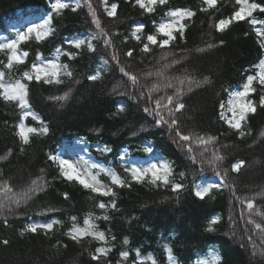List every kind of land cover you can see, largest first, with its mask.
<instances>
[{"label":"trees","instance_id":"16d2710c","mask_svg":"<svg viewBox=\"0 0 264 264\" xmlns=\"http://www.w3.org/2000/svg\"><path fill=\"white\" fill-rule=\"evenodd\" d=\"M51 2L54 0H0V33H9L12 21L52 17L46 37L37 40L32 34L20 44L28 53L24 62H13L9 68L10 50L0 51V72L9 81L28 85L31 110L49 128L46 135L32 134L24 144L17 135L19 124L40 125L31 117L24 120L18 102L0 96V264H97L91 255L102 246L111 251L99 264H137L139 260L143 264H196L210 251L217 257L216 264H264V85L255 81V92L248 97L256 112L243 122L245 136L233 130L223 116L230 92L256 74L255 66L264 59V13H254L259 21L255 26L249 18L220 32L215 25L238 9L235 0H218L217 7L208 12L201 11L202 0H169L151 15L134 6L135 0L69 2L59 13L51 9ZM255 2L264 4V0ZM113 3L118 5L117 14L109 17L107 11ZM177 7L196 13L185 21L184 38L177 34L171 48L157 45L142 51L156 24ZM141 23L145 28L137 41L131 32ZM101 29L107 37L100 34ZM94 34L96 39H92ZM108 38L111 44L106 43ZM77 39H85L79 49ZM89 42L94 50L87 47ZM128 50L133 51L131 58L126 56ZM169 52L172 55L162 59ZM113 55L119 57V64ZM52 57L67 65L72 75L67 76L62 68L59 84L23 80L33 65ZM176 60L179 63H173ZM120 67L137 75L138 82L133 85ZM98 71L100 78L90 81L88 76ZM169 83L172 87L166 86ZM156 85L159 89L149 96ZM178 90L182 96L176 94ZM65 94L66 100L50 99ZM167 96L175 97L173 108L178 103L185 105L174 113L177 123L172 128L157 126L156 117L144 111L154 108L157 99L166 103ZM161 115L169 123L173 119L165 108ZM185 135L190 137L188 141L181 139ZM209 137L215 139L201 142ZM77 139H83L80 142L89 146L90 155L99 162L92 164L130 183V187L114 189L118 210H100L98 202L107 203L110 198L99 197L75 179L65 178L50 159ZM148 145L170 165L168 185H153L151 177L143 184L131 180V159L147 157L143 148ZM104 146L111 151H103ZM217 155L222 159L209 163ZM237 161H243L238 172L232 167ZM91 171L95 175L99 169ZM217 172L224 177V186L213 188L204 199L197 198L198 183ZM97 179L111 185L107 173L99 172ZM172 184L185 188L176 193ZM6 187L12 191L6 192ZM22 193L28 194L27 199L16 204L12 197ZM245 198H254L252 209ZM50 208L55 211H48ZM89 214L98 230L105 232L107 243L91 236L76 242L67 236L74 224L84 227ZM104 214L110 219H95ZM213 219L217 223L210 224ZM53 220L59 223L51 231L25 230L28 223ZM124 251L129 252L127 259L122 256Z\"/></svg>","mask_w":264,"mask_h":264},{"label":"snow or ice","instance_id":"6c2138e0","mask_svg":"<svg viewBox=\"0 0 264 264\" xmlns=\"http://www.w3.org/2000/svg\"><path fill=\"white\" fill-rule=\"evenodd\" d=\"M236 4L239 5L238 9L234 11V13L229 16L228 18L219 20L218 24L215 25L216 29L220 32H224L229 26H231L234 22H242L245 20L250 19V23L252 25H256L259 23V21L254 16V13L257 11L264 13V4H260L255 2V0H235ZM169 0H135L134 6H138L140 9L143 10L146 14H154L157 11V7L159 6H166L168 5ZM218 0H202V8L201 11L208 12L210 9H215L217 7ZM51 9L54 12L59 13L60 10L68 8L69 5L67 3H62L57 0V2L51 3L50 5ZM117 8L118 5L113 3L110 6V9L107 11V15L109 17H115L117 14ZM196 13L192 11L189 8L185 7H177L175 9H170L166 17L156 24L155 26V32L153 34H149L147 37L148 43H146L142 49L144 52H149L151 50L150 46H159L161 48H171L172 43L177 39V34H179L180 38H184V33L187 28V25L185 23L186 20H190L193 16H195ZM51 15L40 24L31 25L27 27L26 31L18 32L17 38L13 40L10 43L6 44H0V51L10 50V61L8 64V67L11 68L13 62H23V57H27L28 53L24 52L22 54L19 53V46L22 42L27 41L32 34H35V38L37 40H41L44 37H46L51 29L48 27V25L51 22ZM96 27L100 28L99 21H96ZM145 28V24L141 23L138 24L134 30L131 32V36L134 37L137 41L141 39V34L143 33ZM259 31V30H257ZM100 34H103L107 37V33L104 32L103 29H101ZM97 36L94 34L92 36V39H96ZM106 43L111 44V38H108L106 40ZM223 43V41H221ZM85 45V39H77L75 41V47L77 49L81 48V46ZM264 47V44L261 45ZM87 47L89 50H94V46L91 42L87 44ZM211 47V45H210ZM57 52H59V49H57ZM133 55L132 50H128L126 53V56L131 58ZM169 55H172L171 52H169L167 55H165L162 59L166 60ZM72 58H75V55L73 54ZM113 60L116 61L117 64L120 63L119 57L116 55H113ZM173 63H179L178 60L173 61ZM65 69V74L67 76H71L72 73L70 71H67V65H61L54 61H49L47 63H41L38 65H33L32 70L25 72L23 74V80H26L28 82H31L33 80L40 82L43 81L47 84L52 83H62V81L58 78L60 76L61 69ZM256 74L247 76L246 83L243 85L242 91H234L231 93L232 100L230 101V107L229 112H231L232 118H227V124L233 129L239 132V135L241 137L245 136V131L242 128V122H245L247 119V116L249 113H255L256 112V105L254 102L249 99L250 93L255 92V88L253 87V84L255 81H259L261 85H264V60H262L259 65L255 66ZM119 71L126 77H129L132 84L135 85L138 82V77L135 74H131L130 71H126L124 67H120ZM151 75V73H149ZM101 76V73L98 71L95 74H92L88 76V79L90 81H97ZM3 74L0 73V96L3 97L6 101H16L19 103V107L23 112V118L24 120H27L29 117L31 119L37 121L40 125L39 128L35 127H28L25 123L21 122L18 126V133L17 135L20 137L21 141L24 144H28L30 142V136L32 134H44L46 135L49 132L48 125L44 122V120L36 114L34 111L31 110V105L28 100V85L21 80H17L15 83H4L3 82ZM182 83V82H181ZM167 87H172L171 83L166 85ZM160 85H156L154 89L149 90V96L151 95V92L154 90L159 89ZM177 95L182 96V91L178 90ZM50 99L54 100H66L67 94L64 96H58V97H51ZM175 99L174 96H167L166 97V103H163L162 100L157 99L155 101V107L154 108H145L146 114H151L156 117L155 123L157 126H160L162 124H167L170 128L176 126V121L174 119V113L181 111L185 105L183 103H178L175 105V107H172L173 100ZM261 105L264 106V98L261 100ZM120 111L123 110L122 106H119ZM161 108H165L167 110V114L169 117H173L171 122L169 123L168 120L164 118L163 115H161ZM264 135V133H262ZM181 139L183 141H188L190 139L189 136H181ZM215 137H209L208 140H202V143H208L211 140H214ZM105 152L111 151L110 148L107 146H104L102 149ZM143 151L145 153H152L153 148L150 146H146L143 148ZM2 159V158H0ZM50 159L57 163L60 167L62 175L65 176L67 179H75L76 182L80 183L83 187L86 189H90L93 193L97 194L99 197L103 198H110L108 202L106 203L104 200H100L97 204V207L100 210H104L107 212L108 209L118 210L117 203H116V197L117 192L114 190L116 187L124 188V187H130V183H128L125 179H122L120 176H118L115 172L106 169L100 165L92 164L91 168L99 169V172L107 173L111 177V185H105L101 183L97 176L99 175V172H97L95 175L91 172V170H88L87 172L82 171L81 168L72 161H66L63 158L59 156H52ZM222 159L220 156H215L209 163L215 164L216 161ZM243 161H237L232 167L233 171H239L242 167ZM66 168H71L76 172V176H68L67 172L65 171ZM172 174V169L168 163H162V164H152L150 167L141 169L140 167H132L130 169V176L131 180L136 183L143 184L146 179L151 177L150 183L153 185H157L158 182H163V184L168 185L169 184V176ZM217 176L219 177V180L222 181L224 179L223 176H220L219 172H217ZM220 186L219 183L210 182L207 183L206 186H197V189L195 191V196L199 199H204L205 196L213 189L218 188ZM185 186L183 184H172L171 190L173 192L179 193L183 191ZM6 192H11L12 189L10 187L5 188ZM27 193L20 194L19 197H12V199L15 201L16 204L21 203L23 200L27 199ZM65 199H68V194H63ZM254 198H245V201L247 202V207L249 209H252L254 207L253 204ZM245 201H242L244 203ZM48 211H55L54 208L48 209ZM95 219H103V220H109L110 216L107 214H104L102 216H97ZM73 221H76V217H72ZM58 220H53L52 222H49L47 224L44 223H28L25 227L26 231L36 233L38 230H47L51 231L55 224H58ZM217 223L216 219H213L210 224ZM85 227L81 228L77 226L76 224L73 225L72 229L67 233V236L76 242H79L82 238L91 236L94 239L107 243L108 238L106 237V234L104 231H99L97 228V225L93 222V218L91 217V214H89V218L84 220ZM258 229L261 226H256ZM209 231H212L213 229L211 226L208 229ZM112 239L114 240L115 237L113 236ZM7 243V241H4ZM125 244L128 243L127 239L124 241ZM111 251V248L109 247H99L96 249L95 253L91 255V259L93 261H97V264H99L102 257H106L107 254ZM169 251V259H172L171 256V249ZM137 257H140V252L137 250ZM123 258L127 259L129 256V252L124 251L122 253ZM137 264H143L142 260H139ZM153 264L155 262L153 261Z\"/></svg>","mask_w":264,"mask_h":264},{"label":"rangeland","instance_id":"374dc122","mask_svg":"<svg viewBox=\"0 0 264 264\" xmlns=\"http://www.w3.org/2000/svg\"><path fill=\"white\" fill-rule=\"evenodd\" d=\"M54 1L57 2V0H54ZM59 2L67 3V4L69 2H73L75 5H80L81 0H59ZM46 19L47 18L45 16H36V17H28V18H25V19H20V20H17V21L10 22L9 23V29L11 30V32H9V33H0V44H6V43L12 42L13 40H15L17 38L18 32L26 31L27 27H29L31 25H36V24L43 23ZM48 27H49V25H48ZM24 52L25 51H23V50H21L19 48V53L20 54H22ZM26 58L27 57H23V62L26 60ZM49 61H54V62L60 64V60H59L58 57H52V58H45V59L42 58L35 65H38V64H41V63H47ZM18 63H21V62H18ZM0 73H2V72H0ZM2 74H3V78H4L3 79L4 83H15L16 82V80H14V81L7 80L6 77H5V74L4 73H2ZM242 90H243V86H238L232 92H234V91H242ZM231 93H230L229 100H228V102L226 103V105L224 106V109H223V116H224V118L226 120H227V118H232V115H233L228 110L229 107H230V101L232 100ZM242 125H243V122H242ZM80 141H83V139H77L75 142L66 145L59 152L58 156L63 158L66 161H72L73 163H76L81 168L82 171L87 172L88 170H91L92 163H97L98 164V161H96L90 155V153L88 151V147L89 146L84 144V143L82 144ZM126 159H127V157L124 156L123 160L125 162H126ZM131 162L134 165V167H140L141 169L150 167L152 164L165 163L162 160V158L159 155V153H156V152L150 153L146 158L144 157V158L131 159ZM65 171L67 172L68 176H72V177L76 176V172L73 169H71V168H66ZM210 182L219 183L220 184V186H219L220 188H222L224 186V181L223 180L220 181L219 177H217V176H213V177H210V178L209 177H204L199 182L198 185L206 186L207 183H210ZM216 261H217V257L215 255V253L210 251L207 256H204V257L200 258L196 262V264H216Z\"/></svg>","mask_w":264,"mask_h":264}]
</instances>
